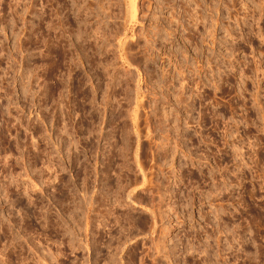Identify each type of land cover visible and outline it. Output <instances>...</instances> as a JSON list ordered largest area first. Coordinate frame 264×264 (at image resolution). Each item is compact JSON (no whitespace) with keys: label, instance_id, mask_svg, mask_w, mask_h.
I'll return each instance as SVG.
<instances>
[{"label":"rangeland","instance_id":"rangeland-1","mask_svg":"<svg viewBox=\"0 0 264 264\" xmlns=\"http://www.w3.org/2000/svg\"><path fill=\"white\" fill-rule=\"evenodd\" d=\"M120 2L129 73L73 0H0V264H264V0Z\"/></svg>","mask_w":264,"mask_h":264},{"label":"bare ground","instance_id":"bare-ground-1","mask_svg":"<svg viewBox=\"0 0 264 264\" xmlns=\"http://www.w3.org/2000/svg\"><path fill=\"white\" fill-rule=\"evenodd\" d=\"M122 3H125V8L127 9L126 10V13H127V16L129 15L130 13V22L132 23H136V19H137V13H138V5H137V0H73V5L76 6L77 9H79V11L81 12V14L83 13V15L81 16L82 17V22L85 23L87 29L91 30L92 32H94V40H92V42L94 41V45H98L101 49H105L107 48V55H106V58L110 56V53H112V57H114L115 59H119V61H121V65L123 66V68L125 69H128V73L131 72V67H134L133 65L135 64L136 62V58H134V46L136 44H140V39L139 38H136L134 41L130 40L131 43L126 40V41H123L120 39V41H118V44H117V47H116V50H114L111 46L112 43L109 42V37H111L114 33V30H112V26L114 23L113 19L116 20L117 18V15L118 13L116 14L115 13V8L116 7H119V4ZM124 6V5H122ZM121 7V5H120ZM123 8V7H122ZM124 8V9H125ZM117 9V8H116ZM79 12V13H80ZM120 16V15H119ZM80 17V18H81ZM92 17H96V20L97 22H95L96 20H94V23L91 21V18ZM84 18V19H83ZM93 19V18H92ZM106 20V21H105ZM84 25V26H85ZM87 31V30H86ZM117 31V30H116ZM161 31H162V28H159L157 29V31H155V36L156 39L154 40L155 42H160L163 37L161 36ZM116 34V33H115ZM77 35V34H76ZM80 35V34H79ZM118 35V34H116ZM114 36V35H113ZM77 37V36H76ZM79 37V36H78ZM118 37V36H117ZM122 37V36H121ZM83 38V37H82ZM63 39V38H62ZM76 39V38H75ZM126 39V38H125ZM124 39V40H125ZM72 39H69L68 41L70 42ZM77 40V39H76ZM75 40V41H76ZM79 40V39H78ZM152 40V39H151ZM63 40H60L59 43H62ZM128 41V42H127ZM65 42V41H64ZM74 42V41H73ZM117 42V40H116ZM150 42V39L148 38L147 39V42L148 43ZM88 43V42H87ZM69 44V43H68ZM72 44V43H71ZM92 45V43H90ZM75 45V47L73 48V51L74 53L75 52H79L80 50H78V46L77 44H72V46ZM81 45V44H80ZM93 45V46H94ZM61 46V45H60ZM152 43L150 45H145V49L147 50L146 52H149L150 51V48H152ZM90 47V46H89ZM93 49V48H92ZM109 49V50H108ZM87 51V48H84L82 49V54ZM116 51L118 52V54L116 53ZM153 51V50H151ZM93 52V51H92ZM70 53V52H69ZM81 53V51H80ZM86 53V52H85ZM103 54V53H102ZM117 54V57L115 56ZM150 55V53L148 54ZM78 56V54H77ZM82 56V55H81ZM99 56V55H98ZM101 57V56H100ZM62 58V57H61ZM96 59V58H95ZM84 60H87V59H84ZM102 60H106L105 57L102 59ZM75 61V60H74ZM118 61V60H117ZM116 61V62H117ZM87 62V61H86ZM115 62V61H114ZM113 62V65L116 63ZM91 64H95V61L94 60H91L90 62ZM118 63V62H117ZM90 64V65H91ZM137 64V63H136ZM116 65V64H115ZM82 66V65H81ZM84 66V65H83ZM100 66V65H99ZM93 67V66H92ZM91 67V68H92ZM136 67V66H135ZM100 68V67H99ZM114 68V67H113ZM122 68V67H121ZM94 69V68H93ZM96 69V68H95ZM115 69V68H114ZM88 70V69H87ZM97 70V69H96ZM82 72V71H81ZM127 72V71H126ZM75 74V73H74ZM73 75V74H72ZM94 75V74H93ZM128 75V74H127ZM94 77V76H93ZM73 78V77H72ZM91 78V77H90ZM113 79V78H111ZM75 80V79H74ZM81 81V80H80ZM92 81V80H91ZM113 81V80H112ZM129 81V80H128ZM106 83V82H105ZM111 83V82H109ZM128 83V82H127ZM126 83V84H127ZM140 82L138 81V84ZM115 84V83H114ZM112 84V85H114ZM97 85V84H96ZM119 85V84H116V86ZM115 86V87H116ZM111 88V87H110ZM128 88V87H127ZM114 89V88H113ZM95 90H97L95 88ZM119 90L122 91V89L120 88ZM119 90H111L113 91V93H117L119 92ZM97 91H95L96 93ZM123 92V91H122ZM128 92V91H127ZM126 92V93H127ZM121 93V92H120ZM119 93V94H120ZM139 85H138V91L136 92V95H140L139 94ZM105 94L108 95V91L105 92ZM110 94V93H109ZM105 96V95H104ZM137 98V97H136ZM139 98V97H138ZM110 99V98H109ZM141 98L138 99V101L140 100ZM137 101V102H138ZM142 102V101H141ZM106 103V102H105ZM139 103V102H138ZM137 103V104H138ZM132 104V103H131ZM136 104V103H135ZM141 104V103H140ZM139 105V104H138Z\"/></svg>","mask_w":264,"mask_h":264}]
</instances>
